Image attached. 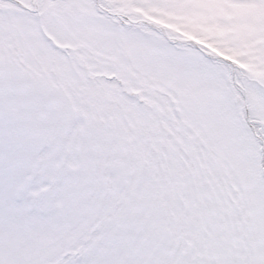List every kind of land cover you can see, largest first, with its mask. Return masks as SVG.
<instances>
[{
  "label": "snow or ice",
  "instance_id": "obj_1",
  "mask_svg": "<svg viewBox=\"0 0 264 264\" xmlns=\"http://www.w3.org/2000/svg\"><path fill=\"white\" fill-rule=\"evenodd\" d=\"M0 264H264V0H0Z\"/></svg>",
  "mask_w": 264,
  "mask_h": 264
}]
</instances>
